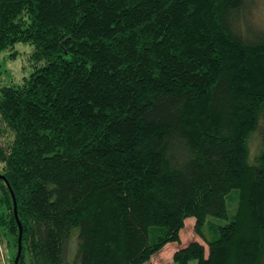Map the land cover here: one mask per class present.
Returning <instances> with one entry per match:
<instances>
[{
  "label": "trees",
  "instance_id": "16d2710c",
  "mask_svg": "<svg viewBox=\"0 0 264 264\" xmlns=\"http://www.w3.org/2000/svg\"><path fill=\"white\" fill-rule=\"evenodd\" d=\"M252 4L0 0V52L30 43L35 63L0 86L7 262L20 235L16 264H144L193 216L207 247L190 240L177 264H264V28Z\"/></svg>",
  "mask_w": 264,
  "mask_h": 264
},
{
  "label": "rangeland",
  "instance_id": "374dc122",
  "mask_svg": "<svg viewBox=\"0 0 264 264\" xmlns=\"http://www.w3.org/2000/svg\"><path fill=\"white\" fill-rule=\"evenodd\" d=\"M251 18L252 21L259 27L264 28V0H252ZM32 44L26 42H16L11 47H8L0 52V86L4 84H18L21 83L25 77L29 75L32 69L35 67V63L31 59ZM0 129H6L3 123L0 122ZM6 137V132L0 136V141H3ZM4 137V138H3ZM261 148L259 136L253 133L248 139L249 159L254 160L255 156L259 153ZM231 198L227 202V217H210L208 223L205 226V230L208 236H210L209 229L210 223L222 224L226 222L231 213L233 212L236 204L234 199L235 194L230 195ZM194 217L188 216L184 219V225L179 231V241H170L164 244L157 252L152 254L144 264H177L172 259L173 252L182 245H185L190 240H197L204 244L206 249V243L203 241L193 230ZM3 241L0 240V247L3 250H7V241L10 244L9 237L3 234ZM0 249V250H1ZM13 249V248H12ZM2 251V250H1ZM1 256L2 264H10L6 261L4 252ZM10 253V251H9ZM8 260H10L8 258ZM196 260L191 259L188 264H195Z\"/></svg>",
  "mask_w": 264,
  "mask_h": 264
},
{
  "label": "water",
  "instance_id": "95a60500",
  "mask_svg": "<svg viewBox=\"0 0 264 264\" xmlns=\"http://www.w3.org/2000/svg\"><path fill=\"white\" fill-rule=\"evenodd\" d=\"M2 178L4 177L3 175H0ZM11 195H12V192H11ZM13 202H14V214H15V216H16V211H15V201H14V199H13ZM19 232H20V228H19ZM19 252H20V235H19V237H18V251H17V255H16V257H15V264H16V261H17V257H18V255H19Z\"/></svg>",
  "mask_w": 264,
  "mask_h": 264
}]
</instances>
